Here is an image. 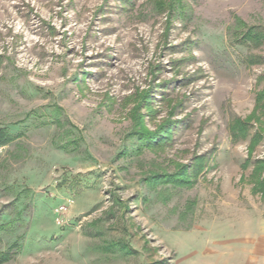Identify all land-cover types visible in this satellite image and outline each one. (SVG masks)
<instances>
[{"label":"rangeland","instance_id":"374dc122","mask_svg":"<svg viewBox=\"0 0 264 264\" xmlns=\"http://www.w3.org/2000/svg\"><path fill=\"white\" fill-rule=\"evenodd\" d=\"M240 26L264 0H0L5 264H264Z\"/></svg>","mask_w":264,"mask_h":264},{"label":"trees","instance_id":"16d2710c","mask_svg":"<svg viewBox=\"0 0 264 264\" xmlns=\"http://www.w3.org/2000/svg\"><path fill=\"white\" fill-rule=\"evenodd\" d=\"M232 35L236 38H240L243 43L251 44L255 47H261L264 45V29H245L244 26L237 27L232 32ZM247 63L249 66L254 64H264V57L258 55H250L247 58ZM258 85L263 86L260 90L256 93V105L253 113L245 120L236 118L231 124L232 135L235 140H248L250 139V150L249 153L253 154L255 148L259 145V143L264 139V121L262 118L264 117V74L259 77ZM57 110V109H56ZM53 119L54 124L57 126H61L59 115L56 114V111H53ZM255 121L259 124L258 130L251 134L252 129L254 128L252 122ZM170 126V127H169ZM171 126L168 125L167 130L171 129ZM62 128V127H61ZM19 135L12 134L7 128H0V146L7 145L13 141H16ZM149 137L148 139H150ZM158 136L150 139L151 144H155ZM64 148V147H63ZM250 154V155H251ZM203 160V158H200ZM252 163V157L249 156L247 161L244 163V167H248L253 165L252 169V184L253 190L256 193H260L262 198H264V159H255ZM198 166H201L199 164ZM177 186V185H175ZM193 205L188 203L187 208L188 210H192ZM188 214V213H187ZM184 218V214H182ZM186 217V216H185ZM13 258L12 253H2L0 254V264H5Z\"/></svg>","mask_w":264,"mask_h":264}]
</instances>
